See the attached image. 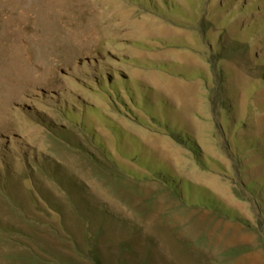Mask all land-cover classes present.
Listing matches in <instances>:
<instances>
[{
  "label": "rangeland",
  "instance_id": "1",
  "mask_svg": "<svg viewBox=\"0 0 264 264\" xmlns=\"http://www.w3.org/2000/svg\"><path fill=\"white\" fill-rule=\"evenodd\" d=\"M0 264H264V0H0Z\"/></svg>",
  "mask_w": 264,
  "mask_h": 264
},
{
  "label": "trees",
  "instance_id": "2",
  "mask_svg": "<svg viewBox=\"0 0 264 264\" xmlns=\"http://www.w3.org/2000/svg\"><path fill=\"white\" fill-rule=\"evenodd\" d=\"M255 34H257V33H253L252 35L254 36ZM110 82L111 83H114L115 81L113 80V79H111L110 80ZM117 101H119V99L117 98L116 99ZM142 104H144V103H142ZM150 120H151V122L152 123H154L155 125H159L158 124V121H156V119L155 118H153V117H151L150 118ZM226 121V125H227V119L225 120ZM173 138H178V137H176V135H173V134H170ZM148 164V163H147ZM143 166L146 168V169H148L149 171L148 172H150V175L149 176H152L154 179H156V180H158V176H159V174H162V172H166V168L165 167H162L161 165H154V168L153 167H151L152 166V164H151V166H150V162H149V164L148 165H145V164H143ZM153 168V169H152ZM125 173L127 174V175H129V176H131V177H133V178H136V177H134L135 175H133L132 173H130L129 171H125ZM158 181H160V180H158ZM161 183H163L164 184V182H162L161 181ZM169 186H170V184H169ZM184 186H185V190H189V187H188V185L187 184H184ZM202 195V194H201ZM186 200H187V198H186ZM188 200H191V197L188 199ZM197 200L198 201H196V199H195V201H196V203L197 204H200L201 206H204V207H206V208H209V209H212L213 211H216V212H222L221 211V209H219L220 207H222V205H220L214 198H211V197H209L208 199H207V197L206 196H203L202 195V197L201 198H197ZM226 210V209H225ZM225 213V216H227L228 218H230V219H232V220H234V215H233V213H231V211H229V210H227V211H224Z\"/></svg>",
  "mask_w": 264,
  "mask_h": 264
},
{
  "label": "bare ground",
  "instance_id": "3",
  "mask_svg": "<svg viewBox=\"0 0 264 264\" xmlns=\"http://www.w3.org/2000/svg\"><path fill=\"white\" fill-rule=\"evenodd\" d=\"M18 188H19V187H18ZM21 188H23V187H22V184H21ZM19 190H20V189H19ZM19 190H18V191H19ZM19 193H21V191H19Z\"/></svg>",
  "mask_w": 264,
  "mask_h": 264
}]
</instances>
